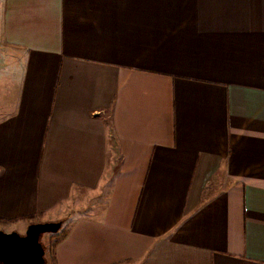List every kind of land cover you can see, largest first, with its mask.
Returning <instances> with one entry per match:
<instances>
[{
	"label": "crops",
	"instance_id": "obj_1",
	"mask_svg": "<svg viewBox=\"0 0 264 264\" xmlns=\"http://www.w3.org/2000/svg\"><path fill=\"white\" fill-rule=\"evenodd\" d=\"M4 27L0 229L68 224L55 264H264V0H8Z\"/></svg>",
	"mask_w": 264,
	"mask_h": 264
},
{
	"label": "water",
	"instance_id": "obj_2",
	"mask_svg": "<svg viewBox=\"0 0 264 264\" xmlns=\"http://www.w3.org/2000/svg\"><path fill=\"white\" fill-rule=\"evenodd\" d=\"M61 221L30 222L24 233L0 229V264H45L43 233H56Z\"/></svg>",
	"mask_w": 264,
	"mask_h": 264
},
{
	"label": "rangeland",
	"instance_id": "obj_3",
	"mask_svg": "<svg viewBox=\"0 0 264 264\" xmlns=\"http://www.w3.org/2000/svg\"><path fill=\"white\" fill-rule=\"evenodd\" d=\"M8 0H0V35L4 32L5 25V14ZM2 39V38H1ZM35 221V220H34ZM38 222V221H37ZM40 222V221H39ZM7 231H16V222H11L10 224H3ZM68 224L61 226V228L56 233H43L40 235V242L44 247V258L45 264H55L53 258V249L57 241L62 238L64 232L67 229ZM3 230V229H2ZM5 231V230H4ZM25 229L18 230V233L23 234Z\"/></svg>",
	"mask_w": 264,
	"mask_h": 264
},
{
	"label": "trees",
	"instance_id": "obj_4",
	"mask_svg": "<svg viewBox=\"0 0 264 264\" xmlns=\"http://www.w3.org/2000/svg\"><path fill=\"white\" fill-rule=\"evenodd\" d=\"M1 221V220H0Z\"/></svg>",
	"mask_w": 264,
	"mask_h": 264
}]
</instances>
